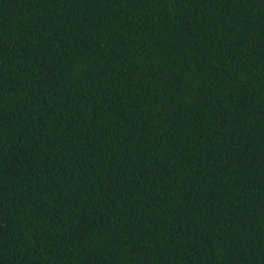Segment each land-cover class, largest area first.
Returning a JSON list of instances; mask_svg holds the SVG:
<instances>
[{"label": "trees", "instance_id": "16d2710c", "mask_svg": "<svg viewBox=\"0 0 264 264\" xmlns=\"http://www.w3.org/2000/svg\"><path fill=\"white\" fill-rule=\"evenodd\" d=\"M0 264H264V0H0Z\"/></svg>", "mask_w": 264, "mask_h": 264}]
</instances>
